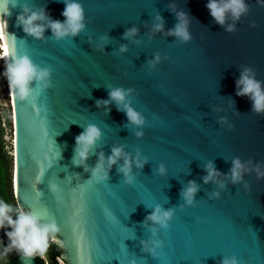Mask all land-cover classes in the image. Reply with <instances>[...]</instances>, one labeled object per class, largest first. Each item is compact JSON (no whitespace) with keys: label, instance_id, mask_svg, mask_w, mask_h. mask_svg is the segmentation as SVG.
I'll list each match as a JSON object with an SVG mask.
<instances>
[{"label":"water","instance_id":"1","mask_svg":"<svg viewBox=\"0 0 264 264\" xmlns=\"http://www.w3.org/2000/svg\"><path fill=\"white\" fill-rule=\"evenodd\" d=\"M78 2L84 28L77 35L57 39L46 27L37 39L23 31L18 15L27 7L63 21L64 0H5L11 60L26 55L49 70L47 87L33 81L30 97H12L18 205L56 222L59 240L53 241L68 264L74 263L67 232L73 211L66 201L75 192L83 205L88 264H222L231 257L264 264V112L237 95L236 83L248 69L264 89V0H244L247 11L239 19L227 14L223 26L209 14V0ZM178 12L187 14V41L168 35ZM131 28L136 34L125 38ZM114 89L125 92L124 103L143 124L129 122L114 101L97 105ZM89 125L100 136L85 170L73 158L75 138ZM41 139L49 155L38 158L34 146ZM114 148L122 153L109 166ZM101 154L107 178L89 183ZM125 156L131 183L119 171ZM137 159L143 167H136ZM237 159L243 168L233 182ZM209 163L217 175L205 183ZM190 181L197 186L192 204L182 196ZM156 207L172 211L167 227L146 220ZM19 259L38 264L36 257Z\"/></svg>","mask_w":264,"mask_h":264},{"label":"clouds","instance_id":"2","mask_svg":"<svg viewBox=\"0 0 264 264\" xmlns=\"http://www.w3.org/2000/svg\"><path fill=\"white\" fill-rule=\"evenodd\" d=\"M65 7L61 15L64 17L61 20H52L48 17L44 11H30L27 7L24 8V14L18 15L17 20L20 25L23 26V31L37 39L43 37L45 28L51 29L53 35L57 38H63L65 36L77 35L83 28V9L78 0H64ZM209 10V14L220 25L225 24V17L230 14L234 19H239L240 15L247 11L244 0H209L206 5ZM178 23L174 29L169 30L168 35H174L177 38L187 41L190 39V34L187 30L188 20L187 14L184 12H178ZM157 20L162 18L157 16ZM6 27V21L0 20V33L3 32ZM232 25H229L228 31L233 30ZM156 31L163 29V23H157L154 26ZM136 29L131 28L124 34L125 38H129L136 34ZM106 39V38H105ZM121 51H125V47H121ZM7 49H5L6 53ZM159 57L157 56V60ZM6 77L9 89L14 93L15 97L20 101L26 100L32 95L33 89L31 84L36 81L41 87H47L46 78L49 76L48 69L38 68L29 57L18 56L15 59L7 62L3 72ZM237 83V95L248 96L252 101L253 110L257 113L264 112V89L261 87V83L254 79L250 75V70L246 69L240 76ZM110 101H114L117 105H123V110L127 116L129 122L135 125L143 124V120L138 112L131 108L125 101V92L121 89H114L109 92V100L97 101L99 106L101 103L108 105ZM118 110H121L118 107ZM140 136L142 133H136ZM100 136V132L94 125H89L84 129L76 138L75 143L77 145L75 150V156L73 158V164L80 166L84 165L85 170L87 166L85 164L91 148L95 145L97 139ZM122 150L120 148H114L112 155L108 157L107 163L109 166L115 164L118 158L121 156ZM103 154L100 156V163L92 169V179L89 181H99L107 178V172L103 165ZM131 163L125 156L123 165L119 168L126 178V182L131 183L132 177ZM136 167H143V161L137 159L134 161ZM243 166L237 159L233 161V167L231 169V175L233 182H236L241 178V170ZM208 175L204 177L205 183L213 179L217 172L213 165L209 163L206 165ZM163 172V167L160 168ZM223 186V185H221ZM53 192L57 191V185H50ZM197 192V186L194 182H189V185L182 192V196L188 204H192L195 193ZM15 212V219H13L12 213ZM172 216V211H164L160 207H156L154 211L146 217V220L158 223L161 227H167V221ZM10 228V231H6L9 243L0 252V259L5 260L8 253L15 249L23 258L32 259L37 256L44 258L46 250L49 247L50 240H54V234L59 232V228L55 221L45 223L41 218L32 211H25L19 205L12 207L10 203L3 197H0V229ZM153 231H155L153 229ZM156 246H159V242H154ZM145 249L150 252H155L154 248H148L145 244ZM222 264H238L235 257L225 258Z\"/></svg>","mask_w":264,"mask_h":264},{"label":"trees","instance_id":"3","mask_svg":"<svg viewBox=\"0 0 264 264\" xmlns=\"http://www.w3.org/2000/svg\"><path fill=\"white\" fill-rule=\"evenodd\" d=\"M8 113H7V111ZM8 108H4L2 100L0 98V197L7 200L8 203L15 207L18 205L15 196L14 187V155H13V143H9L7 139L8 135H12L13 130V118L9 113ZM4 119L6 120L7 127L3 125ZM15 212L12 213L13 219H15ZM10 228L0 229V252L8 245L9 240L5 235L6 231H10ZM63 257L62 248L53 240H50L49 247L46 250L45 257H36L38 264H62L61 259ZM0 264H22L19 259L18 252L13 249L8 253L5 260L0 259Z\"/></svg>","mask_w":264,"mask_h":264},{"label":"bare ground","instance_id":"4","mask_svg":"<svg viewBox=\"0 0 264 264\" xmlns=\"http://www.w3.org/2000/svg\"><path fill=\"white\" fill-rule=\"evenodd\" d=\"M6 14H7V8L5 5V0H0V20H4L6 21V28L8 27L7 25V19H6ZM5 30H3L2 33H0V41L2 39V44H3V48L4 50L7 49L6 53H5V62H10L11 61V57H12V53H13V47H12V43H11V38L9 35H7L5 33ZM12 95L14 96V93L12 92ZM24 115L26 117V120L28 122V124H32V132H33V120L25 113L24 111ZM48 145V144H47ZM50 147V146H49ZM34 148L37 150V156L39 158V156L43 155V156H48L49 153L47 151V146L44 144V141L41 139L35 146ZM41 159H39L40 161ZM41 169L43 170V165L41 162ZM74 186H72L69 191L73 188ZM58 189V188H57ZM59 190V189H58ZM57 190V191H58ZM32 199H34V197H32ZM35 200V199H34ZM66 205L67 207L70 209V211H73L71 215H69V224L67 226V232H68V237H69V243L68 246L70 247V249L72 250V253L74 255V263L73 264H88V256H87V252H85L83 250V246H85L84 244V231L83 229H81L82 226V200L79 197L78 193L75 192V194H73L72 196L69 197V199H67L66 201ZM33 210L38 209L39 207H37V204H32ZM82 211V212H80ZM34 213H36L40 218L45 217L46 216V212L41 213V211H33ZM54 239L56 241H58L59 239L57 237H54Z\"/></svg>","mask_w":264,"mask_h":264},{"label":"built area","instance_id":"5","mask_svg":"<svg viewBox=\"0 0 264 264\" xmlns=\"http://www.w3.org/2000/svg\"><path fill=\"white\" fill-rule=\"evenodd\" d=\"M2 42V39H1V41H0V62H1V64H6V60H5V50H4V48H3V44L1 43ZM4 69V68H3ZM2 71L3 70H0V74L2 73ZM3 74V73H2ZM2 77H4V75H2ZM1 78V77H0ZM4 83H5V88L2 90V87L0 86V92H1V94L2 95H6V97H7V99L9 100V101H11V103L10 104H8V105H5L4 103H3V100H2V95L0 94V98H1V100H2V105L4 106V108H7V107H9V113L12 115V118H13V113H12V111H13V103H12V97H13V95H12V91L9 89V86H8V83H7V80H6V77H4ZM1 84V83H0ZM3 125L4 126H6L7 127V124H6V120L4 119V123H3ZM10 137H13V130H12V135H10ZM12 141H13V139H12ZM61 262H62V264H63V259H61Z\"/></svg>","mask_w":264,"mask_h":264},{"label":"rangeland","instance_id":"6","mask_svg":"<svg viewBox=\"0 0 264 264\" xmlns=\"http://www.w3.org/2000/svg\"><path fill=\"white\" fill-rule=\"evenodd\" d=\"M5 67V64H1V62H0V70H3L2 71V73L4 72V68ZM0 74V86L2 87V90L5 88V83H4V77H2V75L3 74ZM0 94H1V92H0ZM2 95V94H1ZM2 97V100H3V103L5 104V105H8V104H10L11 103V101H9L8 99H7V97H6V95L4 94V95H2L1 96ZM8 109H9V107H7ZM7 111V110H6ZM7 113H8V111H7ZM14 137H10V135H8V137H7V139H9L10 140V142L9 143H13V141H12V139H13ZM62 251H64L63 249H62ZM63 264H68V261H67V259H65V257H64V255H63Z\"/></svg>","mask_w":264,"mask_h":264},{"label":"snow or ice","instance_id":"7","mask_svg":"<svg viewBox=\"0 0 264 264\" xmlns=\"http://www.w3.org/2000/svg\"><path fill=\"white\" fill-rule=\"evenodd\" d=\"M4 29H6V27Z\"/></svg>","mask_w":264,"mask_h":264}]
</instances>
